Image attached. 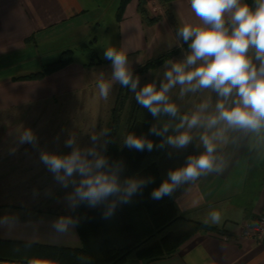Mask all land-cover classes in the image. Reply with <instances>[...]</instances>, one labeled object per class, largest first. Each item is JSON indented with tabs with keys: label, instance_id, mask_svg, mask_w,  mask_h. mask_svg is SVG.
Instances as JSON below:
<instances>
[{
	"label": "crops",
	"instance_id": "1",
	"mask_svg": "<svg viewBox=\"0 0 264 264\" xmlns=\"http://www.w3.org/2000/svg\"><path fill=\"white\" fill-rule=\"evenodd\" d=\"M167 13L173 21H169ZM185 20H195L188 0H0V60L19 56L18 62L11 63V68H19L21 54L39 49L53 54L39 58L41 67L56 61L65 51L71 57L68 64L41 78L24 77L32 71L6 75L1 70L0 116H17L23 108L56 103L60 97L85 87L98 64L108 61L103 58L104 48H119L122 43L130 49L129 61L141 86L155 82L159 87L165 63L181 60L189 52L188 45L176 35ZM165 55L168 57L162 62L137 72L143 65L141 60L155 61ZM169 96L179 109L176 117L164 116L158 121L142 107L131 123V105L136 99L129 92L113 144L105 151L103 144L96 147L107 158L111 170L118 173L121 184L128 177L155 178V184L137 190L128 197V203L113 197L99 206L98 219L110 222L108 231L105 224L93 229L92 235L84 232L81 236L75 225H69L66 234L55 230L56 219L69 215L73 208L69 197L74 187L71 183L67 188L62 186L41 162L40 151L67 153L71 149L65 147L66 140L38 141L36 147L0 141V264H106L115 247L138 245L161 229L159 222L166 220L173 223L163 231L165 238L159 242L158 252L123 256L120 264H264V243L240 237L242 225L255 219L264 204V175L256 176L258 168L254 163L256 145L264 139V129L225 132L223 139L215 141L216 155L223 161L222 172L201 176L181 185L171 197L153 200L152 188L159 185L169 169L183 165L190 154L203 151L199 136L206 129H192L193 141L184 149L165 144L151 152H140L124 147L123 138L134 132L159 144L164 137L149 135L152 124L162 127L164 122H170L172 128L165 135L172 134L181 116H191L205 101L210 107L203 115L211 114L217 100L216 94L208 90L181 97L179 85ZM217 128L207 130L208 134ZM106 129L110 130L109 126ZM13 147L18 149L14 153ZM109 204L114 207L104 218ZM212 211L220 213L219 223L211 222ZM122 214L128 215L124 216L128 228L122 224ZM150 214L156 215L158 227L148 222ZM117 220L121 221V229ZM184 221L198 226L189 232L190 225Z\"/></svg>",
	"mask_w": 264,
	"mask_h": 264
},
{
	"label": "clouds",
	"instance_id": "2",
	"mask_svg": "<svg viewBox=\"0 0 264 264\" xmlns=\"http://www.w3.org/2000/svg\"><path fill=\"white\" fill-rule=\"evenodd\" d=\"M195 20H185L177 29L176 35L188 45L189 52L181 60H168L159 87L155 82L141 86L140 77L134 73L129 61L130 49L109 46L104 48L103 58L111 62L110 79L103 72L99 74L97 88L99 95L107 99L114 84L127 88L135 96L141 107L147 109L153 118L162 121L164 116L176 117L179 111L171 101L170 91L179 85L180 96L191 92L208 90L217 96L214 112L203 115L210 107L208 101L202 102L191 116L185 114L172 130L170 122L162 127L152 124L149 135L164 137L155 144L147 135L128 133L123 138V146L128 149L151 152L154 147L163 148L165 144L175 149H184L193 141L192 129H206L199 136L203 151L189 155L186 162L169 169L159 185L152 188L153 200H162L184 184L192 183L201 176L223 171L222 158L216 155L217 139L231 131H259L264 129V0H188ZM217 126H222L217 128ZM217 128L208 134L207 130ZM103 129L98 135H91L93 146L81 148L74 136H69L65 147L67 153L40 151V160L55 174V178L67 188L69 183L74 191L69 199L72 206L78 203L96 208L109 201L120 198L128 203L137 190L155 184V178L137 179L128 177L121 184L119 175L111 170L107 158L96 148L100 137L107 135ZM38 145L36 132L28 127L18 136L17 145ZM13 147L11 151H17ZM114 205H108V218ZM212 223L220 222V213L212 211ZM207 222V221H206ZM78 221L70 215H61L55 221V230L60 234L70 231L69 225ZM31 264V262H30Z\"/></svg>",
	"mask_w": 264,
	"mask_h": 264
},
{
	"label": "rangeland",
	"instance_id": "3",
	"mask_svg": "<svg viewBox=\"0 0 264 264\" xmlns=\"http://www.w3.org/2000/svg\"><path fill=\"white\" fill-rule=\"evenodd\" d=\"M152 7H154V5H152ZM167 14V16H169V21H173L172 15L170 16V13ZM164 25L165 24H163L162 27H164ZM115 37L117 38V34ZM43 51L46 50L39 49L34 52H28L27 54H21L19 68H11V66L14 64L13 62L19 61V56L1 59L0 71L2 70L6 75H21L31 71L36 73L37 71L41 70L39 58H46L53 55L51 52L46 53L47 51ZM141 61L142 62L140 63L143 65L137 69V72H140L142 69L146 68L154 60L150 59L148 61ZM110 63V61L99 63V68L96 69V73L86 81L87 84L85 87L60 97L56 103H49L48 105L45 104L43 106L33 105L31 106L32 108L30 107L27 109L23 108L21 109V113L17 116H4L3 118L0 116V141L6 139L9 141H17L19 134L25 128L30 127L36 132L39 142L62 141L67 140L69 136H74L79 145L84 146L86 144H92L93 146L90 136H99L103 129L108 128V126L110 128L109 122L112 120V112L120 97L121 86L119 84L113 85L107 99H104L99 95V89L97 88L99 74L103 72L105 78L110 79ZM2 66L3 68L1 69ZM125 108L126 106L123 109ZM122 119L124 120V117ZM105 136L100 137V139L95 144L96 147L102 146ZM254 163L258 168L256 176H259L260 174L264 175V139L258 145H256ZM73 209L74 207L72 210ZM85 209L86 216H89L91 219L95 218V228H102V226L105 224L107 231L109 230L110 222H104L101 219H98L97 215L101 213L99 206L97 208H89L86 206ZM121 216L123 220L122 224L128 228L129 223L127 222L126 224V221L128 220H125L124 217L128 215L122 214ZM154 217H156V215L150 214L148 222H151L155 225L157 223L154 222ZM159 217L160 215L158 218ZM132 218L135 219L136 215H134ZM167 218H169V215H167ZM162 219L160 220L162 221ZM116 222L118 228L121 229V221L117 220ZM166 222L167 220L159 223H161L160 225L162 226L165 225ZM133 225L137 226L139 223H134ZM157 227L156 229H158ZM112 240L114 239H104L105 242Z\"/></svg>",
	"mask_w": 264,
	"mask_h": 264
},
{
	"label": "trees",
	"instance_id": "4",
	"mask_svg": "<svg viewBox=\"0 0 264 264\" xmlns=\"http://www.w3.org/2000/svg\"><path fill=\"white\" fill-rule=\"evenodd\" d=\"M127 0H121V3L126 2ZM247 3L252 5V1L248 0ZM156 19V18H155ZM152 18V20H155ZM168 57V55H165L161 57L160 59H157L153 62H151L146 68L142 69L140 72H143L144 70H147L148 68L152 67L154 64H158L159 62H162L165 60L164 58ZM71 61V57L68 54V52H63L59 59L52 63H47L44 64L41 67L40 71H37L36 73H30L24 77L26 78H41L46 74H49L51 72H54L55 70L63 67L64 65L68 64ZM106 62V61H103ZM129 90L127 88H120V97L119 101L117 102L116 106L113 109L112 112V121L110 125V130L107 133V135L104 138L103 142V150L108 149L110 145L113 144V139H114V133L117 130L118 127V121L119 117L121 115V112L124 108L125 102L127 101L129 97ZM142 108L140 104L137 103L135 100L132 105H131V112L129 115V121L132 123V121L136 120V113ZM86 204L79 203L77 206L74 207L72 211H70L69 215L73 217V219L77 220L78 223L75 224V227L77 228V231L79 234L82 236V233H88L92 235L93 229H95V218L91 219L89 216H86L85 213V208ZM186 224L188 223L189 226V232L193 230V228H196L198 226V223H193L190 221H184ZM173 223V222H172ZM171 220L168 221L165 225L162 226L161 229H159L156 233L151 234L149 237L145 238L142 242H140L138 245H135L130 248H118L115 247L114 249V254L109 262L106 264H120L123 256L127 255H133V256H144V255H149L155 252H158V246L159 242H162L163 239L165 238L163 231L169 230V227L172 226ZM157 234H160V237H157Z\"/></svg>",
	"mask_w": 264,
	"mask_h": 264
},
{
	"label": "built area",
	"instance_id": "5",
	"mask_svg": "<svg viewBox=\"0 0 264 264\" xmlns=\"http://www.w3.org/2000/svg\"><path fill=\"white\" fill-rule=\"evenodd\" d=\"M240 235L241 238L264 243V204L255 219L242 225Z\"/></svg>",
	"mask_w": 264,
	"mask_h": 264
}]
</instances>
